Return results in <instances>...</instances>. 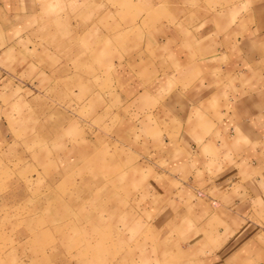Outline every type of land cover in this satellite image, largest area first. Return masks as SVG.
<instances>
[{
	"label": "rangeland",
	"instance_id": "rangeland-1",
	"mask_svg": "<svg viewBox=\"0 0 264 264\" xmlns=\"http://www.w3.org/2000/svg\"><path fill=\"white\" fill-rule=\"evenodd\" d=\"M14 2L21 15L0 25V264H191L168 151L188 117L168 105L187 103L194 76L170 54L236 41L252 1ZM156 77L161 95H134Z\"/></svg>",
	"mask_w": 264,
	"mask_h": 264
},
{
	"label": "crops",
	"instance_id": "crops-1",
	"mask_svg": "<svg viewBox=\"0 0 264 264\" xmlns=\"http://www.w3.org/2000/svg\"><path fill=\"white\" fill-rule=\"evenodd\" d=\"M4 1L0 25L21 15L15 0ZM251 1L236 41L183 43L170 54L196 77L182 90L187 103L168 105L188 120L180 139L167 140L168 151L180 152L172 158L178 163L172 177L180 182L172 215L189 228L183 239L191 264H264V0ZM8 47L0 36V54ZM166 82L156 77L133 93L158 97ZM212 96L213 107L207 104Z\"/></svg>",
	"mask_w": 264,
	"mask_h": 264
}]
</instances>
